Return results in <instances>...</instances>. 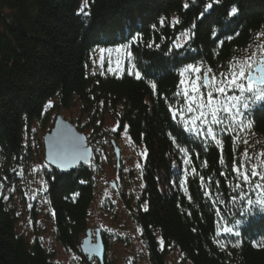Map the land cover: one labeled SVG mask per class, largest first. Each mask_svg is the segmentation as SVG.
Instances as JSON below:
<instances>
[{"label": "trees", "instance_id": "obj_1", "mask_svg": "<svg viewBox=\"0 0 264 264\" xmlns=\"http://www.w3.org/2000/svg\"><path fill=\"white\" fill-rule=\"evenodd\" d=\"M183 3L89 0L85 12L90 11V16H85L79 12L82 0H0V156L7 178L4 187L16 184L19 165H27L31 146L25 147V129L37 124L45 129L50 120L45 114L49 101L57 100L58 109L81 108L89 122L76 126L88 130L94 147L109 115L147 150L141 170L142 189L131 219L140 232L149 264H174L173 252L179 253L180 264H264V212L245 214L246 200L233 203L231 199L239 191H232L237 183L231 171L233 162L238 165L247 150L251 162L256 163L257 153L264 151V102L250 113L251 128L216 129L222 147L189 131L179 116L172 118L169 108L170 104L173 109L184 106L183 99L174 94L181 90L179 74L186 65L210 67V74L218 76L228 71L229 63L250 56L252 49L259 52L264 42V35H260L264 33V0H222L203 22L197 16L205 0L195 4L189 0L187 10ZM232 6L239 12L236 17H227ZM175 17L181 23L173 27ZM161 18H165L163 26L158 23ZM193 22L197 24L192 30L195 34L185 39L182 48H174L181 32ZM137 33L143 40L131 51L141 79L128 75L127 66L119 78L106 70L92 69L94 49L130 43ZM153 41L152 47L146 46ZM150 82L157 84L155 92ZM180 147L188 150L187 155L180 152ZM221 156L223 165L219 163ZM185 159L190 163L185 165ZM183 168L188 170L187 179L181 174ZM95 175L94 165L84 164L71 172L50 168L44 176L56 239L81 256V264H94L82 254L80 243L94 199ZM250 195L256 199L255 193ZM11 203L0 194V264H57L37 238L29 242L17 232L18 213ZM144 204L148 205L147 212ZM237 220L241 221L239 225L235 224ZM225 223L235 225L240 237L224 234ZM237 241L239 247H233ZM221 243L225 247L221 248Z\"/></svg>", "mask_w": 264, "mask_h": 264}, {"label": "rangeland", "instance_id": "obj_2", "mask_svg": "<svg viewBox=\"0 0 264 264\" xmlns=\"http://www.w3.org/2000/svg\"><path fill=\"white\" fill-rule=\"evenodd\" d=\"M185 39L181 36L178 41L183 45ZM256 50L252 49L255 52ZM104 55V67L101 68L99 52L93 53L92 57L96 59V63L93 64L91 59L92 69L107 71L110 66L108 64L109 58L112 61L111 66L115 68L118 58L117 53L113 52L110 57L108 53ZM128 64L127 61H123L121 68L126 71V66L130 68ZM196 66L202 68L201 75H203V71L207 70V67ZM194 75V73H186L184 78L188 79L189 76L194 77ZM49 102L52 104L51 107H48ZM49 102L45 107V114L49 115L50 120L45 129H42L38 124L33 125L29 130L25 129L24 143L25 147L27 145L31 146V155L27 159L26 166L19 165L16 174L18 181L9 188L4 187V180H7V178L4 174L3 159L0 156V194L11 201L10 206L19 213L17 223L19 234L24 235L29 242H34L37 238L41 245L53 254L57 264H81L82 257L60 245L54 234V212L51 211L45 197L47 188L44 177L45 173L53 167L46 162L44 137L54 127L55 118L59 114L74 126L78 123L88 124L89 119L86 114L81 112V108L67 110L59 107L58 109L56 107L57 100ZM190 116L191 114L184 113L183 122L189 119ZM103 128L102 137L97 141L95 147L88 138L90 135L88 130L82 131L80 129L86 135L94 152L90 165H94L96 174L94 199L89 207L88 225L80 243V250L82 252L81 246L89 230L92 234V243H96L98 233L101 235L106 254L103 264H133L134 261L136 264H149L148 253H146V248L143 241H141L140 232L131 219L132 210L137 208L136 200L142 189L141 170L145 163V156L142 153L145 149L136 144L127 130L121 128L118 121L112 116H106L105 127ZM106 133H110L108 138L103 136ZM114 143L120 150L118 158ZM259 154L260 152L256 155V163L261 160ZM95 158L96 164L94 163ZM85 257L94 264H101L96 256L91 259L87 255ZM171 262L180 264L178 252H173Z\"/></svg>", "mask_w": 264, "mask_h": 264}, {"label": "snow or ice", "instance_id": "obj_3", "mask_svg": "<svg viewBox=\"0 0 264 264\" xmlns=\"http://www.w3.org/2000/svg\"><path fill=\"white\" fill-rule=\"evenodd\" d=\"M197 0H191V3L195 4ZM222 0H205L201 11L198 13L197 20L203 22L206 16H211L212 12L215 10L214 6H219ZM89 7V0H83L82 6L79 12L85 16H90V11L85 12V9ZM183 9L187 10L189 8V0H184L182 5ZM239 9L236 6H232L228 12L227 17H236ZM161 26L165 24V18H161L158 22ZM181 23L178 17L172 19L171 24L173 27ZM153 28L156 25L152 26ZM197 27V24L193 22L188 30L181 32V36L185 37L186 40L191 38V35L195 33L192 31ZM211 31V27L209 29ZM191 34V35H190ZM215 35V33H212ZM260 35H264L261 33ZM232 39V37H228ZM142 34L137 33L131 37L130 43H124L115 48H105L97 47L93 50L95 54L99 52V62L100 67H104L105 53L109 54V57L113 52L117 53L118 58L116 60V66L113 68L111 66L112 61L109 58L108 64L110 65L107 69L109 73L116 75L119 78V74L124 71L121 68V63L127 61L130 64V68L127 69L128 75H134L136 79H141V71L138 70L137 64L133 61V52L131 48L142 42ZM223 41H221V44ZM155 41L147 44V47H152ZM159 47V45H156ZM174 48H182L183 45L179 41L173 43ZM260 52H253L250 56L246 57L244 61L239 63L231 62L228 65L227 72H220L219 76L216 74L209 75L213 73L212 68H207L203 71L201 75L202 68L193 64L186 65L180 72L179 86L180 91H177L174 95L177 98H182L184 101V106L182 108L173 109L172 105H169L172 111V118L177 119L178 116L183 119L184 113L191 114L190 118L184 120V126L197 136H203L205 140L210 143L222 147V140L218 139L220 132L216 129L219 128L221 131H231L239 128L244 130L245 126L251 128L253 125V118L250 116L253 108L258 104L264 102V44L260 46ZM93 64L96 63L94 57H90ZM192 74L188 79H185V74ZM95 75V71L92 73ZM101 75L104 73L101 72ZM151 88L155 92L157 89V84L155 82H150ZM52 104L49 102L48 107ZM175 143V141H174ZM245 144L248 143L247 140L244 141ZM179 147V145H177ZM85 151H88L85 149ZM180 152L187 155L188 150L180 147ZM79 146L73 143L69 148L65 149L61 154V159L75 161L80 158ZM145 157L147 156V150L142 153ZM260 163L251 162V157L247 150L244 151L243 157L240 159V163L237 165L235 162L232 164L231 171L235 173V178L237 183L232 188L233 192H237L238 195L232 196L231 199L233 203L239 200H246L247 209L245 214L253 213L257 210L264 212V151L260 154ZM247 157L248 159H244ZM185 165L190 163L189 159L183 161ZM219 163L221 165L225 164L223 156H221ZM63 168L64 166L61 165ZM196 169L193 168L192 172L196 173ZM181 174L187 179L188 170L183 168ZM201 182H203L204 177H200ZM83 183V181H81ZM244 186H247L245 189ZM183 187V184H181ZM185 193H188V189L184 188ZM250 193L256 194V199L254 200ZM191 199V196H189ZM143 209L145 212L148 211V205L144 204ZM19 215V213H18ZM223 220L224 217H221ZM241 221L237 220L236 225H239ZM195 230V229H194ZM221 230V225L217 224V232ZM222 231L224 234L232 235L235 237H240L241 232L236 230L234 226H228L225 223L222 226ZM164 241L161 240L160 244L163 245ZM223 248L225 245L220 244ZM233 247H239V241L233 244Z\"/></svg>", "mask_w": 264, "mask_h": 264}, {"label": "water", "instance_id": "obj_4", "mask_svg": "<svg viewBox=\"0 0 264 264\" xmlns=\"http://www.w3.org/2000/svg\"><path fill=\"white\" fill-rule=\"evenodd\" d=\"M54 127L44 137L45 142V156L48 165L61 172H71L80 165H90L93 157V150L90 147L87 137L80 129L70 123L68 120L63 118L59 114L56 118ZM73 143L77 144L80 149V158L73 161L61 159L60 154ZM114 148L119 157L120 150L114 143ZM87 149L88 151H85ZM61 165L64 167L62 168ZM82 253L93 258L98 257L101 264L104 263L105 259V246L102 242L101 235L98 233L96 243H92V234L88 230L87 237L84 239L82 246Z\"/></svg>", "mask_w": 264, "mask_h": 264}]
</instances>
